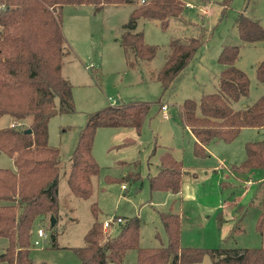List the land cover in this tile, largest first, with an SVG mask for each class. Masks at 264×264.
<instances>
[{
  "label": "rangeland",
  "instance_id": "rangeland-1",
  "mask_svg": "<svg viewBox=\"0 0 264 264\" xmlns=\"http://www.w3.org/2000/svg\"><path fill=\"white\" fill-rule=\"evenodd\" d=\"M182 1H189L184 13L172 18L167 29H162L157 20H138L136 30L143 31L145 41L157 48L151 61L137 59L131 51L125 53L121 45L123 25L133 5H66L61 10L66 40L62 74L70 84L69 108L51 117L44 133L47 144L60 151V212L55 227L44 226L45 238H38L40 224L36 225L33 241L39 239L41 244L32 249L34 264H80L74 248L85 245V235L95 220L93 204L98 206L101 222L111 221L109 227H104V223L102 226L111 235L117 233L125 218L138 216L141 247L168 243L161 218V212L168 211L182 216L183 246L213 248L222 244L243 249L264 246V232L255 228L260 213L258 201L264 194V182L259 180L261 172L254 171L249 175L251 180L241 183L230 171L232 164L245 158L246 141L264 139V128L247 127L233 142H213L209 145L210 155L197 157L193 152L194 138L180 114L185 99L199 102L204 94L219 90L222 66L218 57L226 45L240 46L236 65L250 78V94L235 103V108L250 105L264 95V83L257 78V67L264 61V42H244L237 27L242 15L258 20L264 27V0ZM189 36H204L205 40L163 94L157 74L170 53L169 42L174 37ZM134 103L149 105L141 133L137 135L132 128H99L93 153L101 174L93 177L94 191L90 198L77 197L69 187L67 175L80 129L90 114L103 107ZM162 104L168 105L167 118L163 116ZM12 121L10 116L1 117L0 128ZM25 124L29 125L30 120ZM166 150L182 160L186 170L181 194L150 189L149 177L160 170V157ZM0 167L14 169L15 165L9 155L0 152ZM168 168L180 171L172 164ZM137 170L142 178H138ZM128 173L137 180H122ZM224 181L231 182L233 187L224 185ZM233 197L247 210L240 229L225 240L233 227L238 226L233 216L240 213H235V204H230ZM221 210L226 221L219 228L216 216ZM119 218L122 220L118 221ZM52 233L56 234L55 242ZM8 243L7 238L0 237V253ZM136 261V251H130L122 264H137ZM193 264H213V259L206 255L203 261Z\"/></svg>",
  "mask_w": 264,
  "mask_h": 264
},
{
  "label": "trees",
  "instance_id": "trees-1",
  "mask_svg": "<svg viewBox=\"0 0 264 264\" xmlns=\"http://www.w3.org/2000/svg\"><path fill=\"white\" fill-rule=\"evenodd\" d=\"M188 2L0 0V118L7 115L13 119L10 125L0 128V152L9 155L15 165L14 169L0 167V237L9 241L0 253V264H34L31 252L35 246L36 225L39 223L45 231L47 224L55 227L57 223L51 226L50 218L54 215L57 219L60 212V151L47 144L44 133L49 119L69 108L70 84L62 74L66 40L61 10L66 5H133L123 25L121 45L125 53L131 51L137 59L151 61L157 48L145 41L143 31L136 30L138 20H157L162 29H167L172 18L184 13ZM237 27L244 42H264V27L258 20L242 15ZM204 40V36L170 40V53L157 74L163 94L179 78ZM239 55V45L224 46L218 57L222 66L219 90L204 94L199 102L187 98L181 104V118L194 137L193 152L197 157H207V147L214 141L233 142L245 127L264 128V95L250 105L235 108V103L244 101L250 94V78L236 65ZM257 78L264 83V61L257 67ZM157 102L160 104L161 98ZM148 110L149 105L143 103L110 104L88 116L70 155L67 181L74 195L90 198L94 191L93 177L101 174L93 153L97 130L101 127L132 128L139 135ZM27 120H30L29 125L25 124ZM245 151V158L231 165L235 179L247 182L254 171H261L264 178V139L247 141ZM160 159V170L149 177L150 189L180 194L186 172L182 160L171 150H166ZM170 164L180 171L169 169ZM136 173L142 178L141 172L137 170ZM121 179L137 180L130 173ZM223 184L233 187L228 181ZM231 202H235L234 212L240 214L233 216L238 226L233 227L225 240L234 230L240 229L247 210L236 197L231 198ZM258 205L260 213L255 228L262 233L264 194ZM92 210L95 220L85 235V245L74 248L80 264H122L130 251H136L137 264H193L203 261L206 255L213 259V264H264V246L244 249L222 244L213 248L183 246L182 216L177 212H161L168 236L166 245L141 247L138 216L125 218L117 233L111 235L102 228L96 204L92 205ZM225 221L224 210H221L216 216L218 227L221 228ZM51 239L55 242V233L51 234Z\"/></svg>",
  "mask_w": 264,
  "mask_h": 264
},
{
  "label": "built area",
  "instance_id": "built-area-1",
  "mask_svg": "<svg viewBox=\"0 0 264 264\" xmlns=\"http://www.w3.org/2000/svg\"><path fill=\"white\" fill-rule=\"evenodd\" d=\"M162 111H163V116L167 118L169 115L167 104H163ZM122 188L126 189V185L123 184ZM121 220H122L121 218L118 219V221H121ZM103 223H104V227H109L111 224V221L107 220V221H104ZM37 236L38 238H43V237L45 238L47 236V233L43 228H39L37 231ZM40 244H41V241L39 239L35 240V245H40Z\"/></svg>",
  "mask_w": 264,
  "mask_h": 264
},
{
  "label": "crops",
  "instance_id": "crops-1",
  "mask_svg": "<svg viewBox=\"0 0 264 264\" xmlns=\"http://www.w3.org/2000/svg\"><path fill=\"white\" fill-rule=\"evenodd\" d=\"M247 127H245V128H243L242 129V131H241V133L244 131V129H246ZM252 128H255V127H252ZM240 133V134H241ZM193 136V135H192ZM194 138V137H193ZM214 142H216V143H218V142H220V141H214ZM247 142V141H246ZM213 143V142H212ZM207 150H208V152H209V155H210V149H209V146L207 147ZM212 152V151H211ZM173 155H174V153H173ZM176 157V156H175ZM177 158V157H176ZM13 161V160H12ZM221 164H222V161H221ZM230 171H231V166H230ZM232 172V171H231ZM261 172V171H260ZM261 175H263L262 174V172H261ZM249 180H251V178L249 179ZM259 180H261V181H263L264 180V178H263V176H261V178L259 179ZM182 192V191H181ZM181 194V193H180ZM228 203H226V205H227ZM230 204H235V202H231ZM222 228V227H221Z\"/></svg>",
  "mask_w": 264,
  "mask_h": 264
},
{
  "label": "water",
  "instance_id": "water-1",
  "mask_svg": "<svg viewBox=\"0 0 264 264\" xmlns=\"http://www.w3.org/2000/svg\"><path fill=\"white\" fill-rule=\"evenodd\" d=\"M27 131L31 132V129H28ZM50 221H51V226H54L57 223V219L55 218L54 215L51 216Z\"/></svg>",
  "mask_w": 264,
  "mask_h": 264
}]
</instances>
